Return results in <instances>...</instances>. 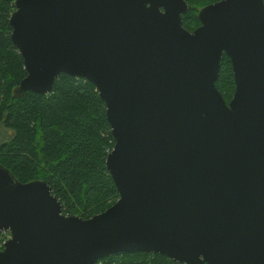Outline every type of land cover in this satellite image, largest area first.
<instances>
[{
  "label": "water",
  "instance_id": "95a60500",
  "mask_svg": "<svg viewBox=\"0 0 264 264\" xmlns=\"http://www.w3.org/2000/svg\"><path fill=\"white\" fill-rule=\"evenodd\" d=\"M184 0H16L12 41L47 96L63 75L93 83L120 194L65 216L45 182L0 165V264H96L125 253L177 264H264V0H223L183 26ZM227 56L236 92L216 84Z\"/></svg>",
  "mask_w": 264,
  "mask_h": 264
},
{
  "label": "trees",
  "instance_id": "16d2710c",
  "mask_svg": "<svg viewBox=\"0 0 264 264\" xmlns=\"http://www.w3.org/2000/svg\"><path fill=\"white\" fill-rule=\"evenodd\" d=\"M189 13L184 28L201 27L199 13L223 0H184ZM16 0H0V126L13 131L0 145V165L22 184L47 183L63 204L65 216L90 220L105 213L120 199L107 169L115 147L107 107L98 88L85 79L63 75L50 95L14 92L28 73L12 41L10 19ZM217 89L229 105L236 92L231 60L224 56ZM7 234L0 232V251ZM96 264H177L161 255L125 253Z\"/></svg>",
  "mask_w": 264,
  "mask_h": 264
},
{
  "label": "rangeland",
  "instance_id": "374dc122",
  "mask_svg": "<svg viewBox=\"0 0 264 264\" xmlns=\"http://www.w3.org/2000/svg\"><path fill=\"white\" fill-rule=\"evenodd\" d=\"M13 136H14L13 131L4 128V126H0V145L2 143H4V142H9L12 139ZM7 238L8 239L10 238V234L9 233H7Z\"/></svg>",
  "mask_w": 264,
  "mask_h": 264
},
{
  "label": "bare ground",
  "instance_id": "6f19581e",
  "mask_svg": "<svg viewBox=\"0 0 264 264\" xmlns=\"http://www.w3.org/2000/svg\"><path fill=\"white\" fill-rule=\"evenodd\" d=\"M22 56V55H21ZM23 58V57H22Z\"/></svg>",
  "mask_w": 264,
  "mask_h": 264
}]
</instances>
